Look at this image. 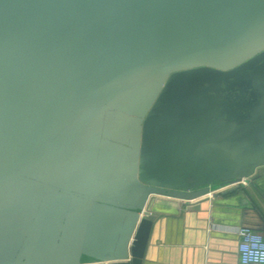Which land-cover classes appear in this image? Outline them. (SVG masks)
Returning <instances> with one entry per match:
<instances>
[{
  "label": "water",
  "instance_id": "water-1",
  "mask_svg": "<svg viewBox=\"0 0 264 264\" xmlns=\"http://www.w3.org/2000/svg\"><path fill=\"white\" fill-rule=\"evenodd\" d=\"M263 178L264 0H0V264H145L156 197Z\"/></svg>",
  "mask_w": 264,
  "mask_h": 264
},
{
  "label": "crops",
  "instance_id": "crops-1",
  "mask_svg": "<svg viewBox=\"0 0 264 264\" xmlns=\"http://www.w3.org/2000/svg\"><path fill=\"white\" fill-rule=\"evenodd\" d=\"M241 193L249 204L240 209L249 210L250 218L234 221L232 219L240 217V214L231 208L220 206L215 211L217 225L203 212H176L179 200L156 197L157 211L160 212L161 207L168 209L165 215L156 214L160 222L157 224L154 244L146 256L145 264H239L237 229L246 227L253 230L254 224H264L262 196L250 185ZM215 199L225 198L216 196ZM261 234L264 236V233Z\"/></svg>",
  "mask_w": 264,
  "mask_h": 264
},
{
  "label": "built area",
  "instance_id": "built-area-1",
  "mask_svg": "<svg viewBox=\"0 0 264 264\" xmlns=\"http://www.w3.org/2000/svg\"><path fill=\"white\" fill-rule=\"evenodd\" d=\"M240 185H245V181L242 180L239 182H235L221 189L220 191H223L228 187L233 188ZM215 192H210L205 197L212 198L216 194ZM236 233L239 238V243H238L239 264H264L263 234L255 232L249 228H241V227L237 229Z\"/></svg>",
  "mask_w": 264,
  "mask_h": 264
}]
</instances>
